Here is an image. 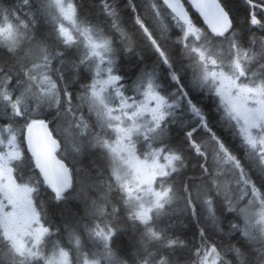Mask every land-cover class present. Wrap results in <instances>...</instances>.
Returning <instances> with one entry per match:
<instances>
[{
	"label": "snow or ice",
	"instance_id": "6c2138e0",
	"mask_svg": "<svg viewBox=\"0 0 264 264\" xmlns=\"http://www.w3.org/2000/svg\"><path fill=\"white\" fill-rule=\"evenodd\" d=\"M99 4L0 0V264H264V0Z\"/></svg>",
	"mask_w": 264,
	"mask_h": 264
},
{
	"label": "trees",
	"instance_id": "16d2710c",
	"mask_svg": "<svg viewBox=\"0 0 264 264\" xmlns=\"http://www.w3.org/2000/svg\"><path fill=\"white\" fill-rule=\"evenodd\" d=\"M84 7L88 9L94 19H103V13L99 4V0H84ZM124 13H127V11Z\"/></svg>",
	"mask_w": 264,
	"mask_h": 264
},
{
	"label": "flooded vegetation",
	"instance_id": "af4514ba",
	"mask_svg": "<svg viewBox=\"0 0 264 264\" xmlns=\"http://www.w3.org/2000/svg\"><path fill=\"white\" fill-rule=\"evenodd\" d=\"M138 3L140 4V7L143 9L144 5L146 3V0H138ZM128 15V12L126 13V16Z\"/></svg>",
	"mask_w": 264,
	"mask_h": 264
},
{
	"label": "bare ground",
	"instance_id": "6f19581e",
	"mask_svg": "<svg viewBox=\"0 0 264 264\" xmlns=\"http://www.w3.org/2000/svg\"><path fill=\"white\" fill-rule=\"evenodd\" d=\"M124 15L126 16V13H124Z\"/></svg>",
	"mask_w": 264,
	"mask_h": 264
},
{
	"label": "water",
	"instance_id": "95a60500",
	"mask_svg": "<svg viewBox=\"0 0 264 264\" xmlns=\"http://www.w3.org/2000/svg\"><path fill=\"white\" fill-rule=\"evenodd\" d=\"M193 11H195V10L193 9Z\"/></svg>",
	"mask_w": 264,
	"mask_h": 264
}]
</instances>
